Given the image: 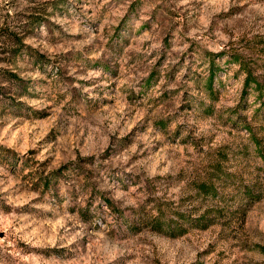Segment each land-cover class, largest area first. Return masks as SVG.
<instances>
[{"label":"rangeland","instance_id":"rangeland-1","mask_svg":"<svg viewBox=\"0 0 264 264\" xmlns=\"http://www.w3.org/2000/svg\"><path fill=\"white\" fill-rule=\"evenodd\" d=\"M0 264H264V0H0Z\"/></svg>","mask_w":264,"mask_h":264},{"label":"trees","instance_id":"trees-1","mask_svg":"<svg viewBox=\"0 0 264 264\" xmlns=\"http://www.w3.org/2000/svg\"><path fill=\"white\" fill-rule=\"evenodd\" d=\"M212 73H213V69H211V71H210V74H209V77H211L212 76ZM250 77H252V75H251V72L249 71V70H247V72H246V74H245V77H244V82L246 83V82H248V80L250 79ZM211 186V184H210V182H208V181H206V180H200L199 182H198V187L200 188V189H203V190H208L209 189V187ZM202 217L205 219L204 221L205 222H203V225L206 223V216H204V215H202ZM208 219H210L209 217H208ZM160 222V219L158 218V214L157 215H155V217H154V222H153V224L154 225H156L155 227H160L157 223H159ZM156 223V224H155ZM169 228H167V231H170V233H175V231H179V229H181V227L180 226H176V224H173V225H169L168 226ZM175 229H178V230H175Z\"/></svg>","mask_w":264,"mask_h":264}]
</instances>
